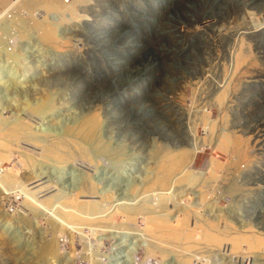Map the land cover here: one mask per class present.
<instances>
[{
  "label": "rangeland",
  "instance_id": "374dc122",
  "mask_svg": "<svg viewBox=\"0 0 264 264\" xmlns=\"http://www.w3.org/2000/svg\"><path fill=\"white\" fill-rule=\"evenodd\" d=\"M28 1L0 0V264H264V0Z\"/></svg>",
  "mask_w": 264,
  "mask_h": 264
},
{
  "label": "bare ground",
  "instance_id": "6f19581e",
  "mask_svg": "<svg viewBox=\"0 0 264 264\" xmlns=\"http://www.w3.org/2000/svg\"><path fill=\"white\" fill-rule=\"evenodd\" d=\"M39 1H41L42 3H43V0H29L28 2L29 3H33V2H36V4H39ZM56 1H58V2H60V0H56ZM7 2H10L11 3V5H9V3H8V5H7V7H6V9L7 8H10V10H12L13 8H15L14 9V12H16V13H18L20 10H21V8H23V6H24V2L22 1V4L19 6V2L17 1V0H7ZM82 2H88V0H79V1H74L73 3H72V6H69V7H73V8H81V3ZM35 10H37V9H35ZM34 10V11H35ZM81 10V9H80ZM34 11H29V13H33ZM38 11V10H37ZM39 12V11H38ZM68 11H66L65 9H61V11L59 12V13H61V14H63V13H66V14H68L67 13ZM49 14H51V15H53V13H51V12H49ZM55 15V14H54ZM0 16H2V13H0ZM57 16V17H56ZM68 16H71V15H68ZM83 16H84V14H83ZM54 17V16H53ZM48 18H51V16L50 17H48ZM65 18V17H64ZM35 19H37V18H35ZM55 20H58V19H60V21H58V22H61V23H63L64 22V20H62L61 18H60V15H55V18H54ZM58 22H56V23H58ZM51 23H53L52 21H51ZM37 24L41 27L40 29H38V30H40L41 31V29H42V27H44V26H47V25H45V24H42V23H39V22H37ZM40 31H38V32H40ZM42 32H40L39 33V36H40V34H41Z\"/></svg>",
  "mask_w": 264,
  "mask_h": 264
},
{
  "label": "built area",
  "instance_id": "2783aa9c",
  "mask_svg": "<svg viewBox=\"0 0 264 264\" xmlns=\"http://www.w3.org/2000/svg\"><path fill=\"white\" fill-rule=\"evenodd\" d=\"M18 2H19V6H20V1L22 2V1H26V0H17ZM74 1H79V0H60V5H62V6H72V3L74 2ZM90 0H88V2H89ZM9 11H11L10 9H9ZM21 11H19L18 13H16L17 15H21V13H20ZM12 13H15L14 11H12ZM12 13H10V15L9 16H12V17H15V16H13L12 15ZM7 18H9L8 16H6Z\"/></svg>",
  "mask_w": 264,
  "mask_h": 264
}]
</instances>
